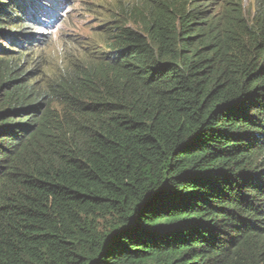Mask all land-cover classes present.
I'll list each match as a JSON object with an SVG mask.
<instances>
[{
	"label": "trees",
	"instance_id": "1",
	"mask_svg": "<svg viewBox=\"0 0 264 264\" xmlns=\"http://www.w3.org/2000/svg\"><path fill=\"white\" fill-rule=\"evenodd\" d=\"M243 2L117 0L49 78L69 2L0 0V264H264V0Z\"/></svg>",
	"mask_w": 264,
	"mask_h": 264
},
{
	"label": "rangeland",
	"instance_id": "2",
	"mask_svg": "<svg viewBox=\"0 0 264 264\" xmlns=\"http://www.w3.org/2000/svg\"><path fill=\"white\" fill-rule=\"evenodd\" d=\"M62 9V17L66 19L53 27L50 46L39 52L44 58V73L52 77L60 68L66 66L76 45L66 46L70 38L78 40L80 45L99 43L104 22L109 18V10L117 0H66ZM252 0H244L245 15L250 13ZM73 50L75 52H73ZM81 53V52H80Z\"/></svg>",
	"mask_w": 264,
	"mask_h": 264
}]
</instances>
